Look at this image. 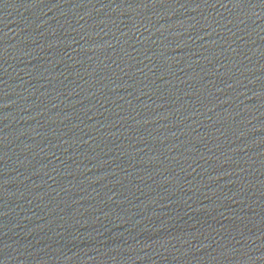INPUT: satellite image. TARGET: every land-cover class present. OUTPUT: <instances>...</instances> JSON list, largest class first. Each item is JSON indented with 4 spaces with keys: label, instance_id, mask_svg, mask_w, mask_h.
<instances>
[{
    "label": "water",
    "instance_id": "obj_1",
    "mask_svg": "<svg viewBox=\"0 0 264 264\" xmlns=\"http://www.w3.org/2000/svg\"><path fill=\"white\" fill-rule=\"evenodd\" d=\"M0 264H264V0H0Z\"/></svg>",
    "mask_w": 264,
    "mask_h": 264
}]
</instances>
